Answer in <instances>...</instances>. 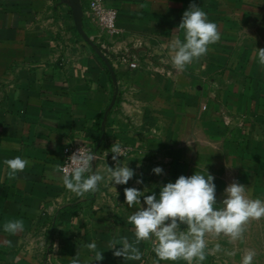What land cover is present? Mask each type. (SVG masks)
Instances as JSON below:
<instances>
[{
  "label": "crops",
  "instance_id": "obj_1",
  "mask_svg": "<svg viewBox=\"0 0 264 264\" xmlns=\"http://www.w3.org/2000/svg\"><path fill=\"white\" fill-rule=\"evenodd\" d=\"M82 1L85 29L108 50L119 81L105 127L115 84L77 34L70 5L0 0V264H71L78 251L89 264L92 242L104 256L92 264H187L159 261L149 241L136 245L141 260L113 255V238L135 241L127 217L139 205L125 203L124 188L158 197L166 183L197 172L214 177L217 206L234 181L250 199L264 197V66L255 57L264 48V0H106L120 12L118 35L99 33ZM193 3L220 39L177 71L162 46L184 39L176 32ZM116 142L127 150L119 160L135 171L128 184L104 181L83 198L65 188L57 169L69 144H91L93 170L103 172L116 166ZM16 156L29 165L9 179L4 160ZM10 219H22L24 230L4 232Z\"/></svg>",
  "mask_w": 264,
  "mask_h": 264
},
{
  "label": "clouds",
  "instance_id": "obj_2",
  "mask_svg": "<svg viewBox=\"0 0 264 264\" xmlns=\"http://www.w3.org/2000/svg\"><path fill=\"white\" fill-rule=\"evenodd\" d=\"M181 30L183 40L175 36L162 46L167 49L171 64L177 71L184 70L193 60L205 56L208 46L220 39L218 25L211 22L207 13L195 3L183 13L176 33ZM255 57L264 66V48L256 49ZM109 151L116 166L105 164L103 172L97 167L93 170V161L97 160V156L86 146L74 152L68 158L67 166L57 169L62 173L65 188L83 198L88 193H96L104 181L114 189L115 185L128 184L135 171L119 160V157H125L126 148L116 142ZM4 164L9 179H15L29 165V161L16 156L4 160ZM152 171L157 175L163 174L161 167H155ZM136 183L142 184V178H138ZM146 192L147 188L144 191L135 187L124 188L125 203L129 207L139 205L137 211L127 217V222L134 227L135 241L129 242L127 237L113 238L109 242V249L113 250L115 257L141 260L142 253L136 245L149 241L159 261L183 260L187 264H203L209 254L222 251L219 244L209 249L208 237L223 235L232 241L241 240L250 221L264 218V200L250 199L246 195V187L235 181L225 188V198L217 206L214 177L208 173L196 172L189 177L180 175L174 183L163 185L158 197L154 192L150 195H146ZM141 197L146 207L142 205ZM182 225L186 227L182 229ZM24 227L22 219L6 220L3 224L4 232L12 235L22 232ZM7 243L11 247V241ZM117 245L121 247L117 248ZM85 247L94 253L89 264L104 259L102 252L97 251L95 242ZM255 255L254 250L246 251L242 264H252ZM71 264H81L79 251Z\"/></svg>",
  "mask_w": 264,
  "mask_h": 264
},
{
  "label": "rangeland",
  "instance_id": "obj_3",
  "mask_svg": "<svg viewBox=\"0 0 264 264\" xmlns=\"http://www.w3.org/2000/svg\"><path fill=\"white\" fill-rule=\"evenodd\" d=\"M257 198L264 200L260 195L255 199ZM245 227L241 240L232 241L223 235L217 238L208 237L209 249L219 244L222 251L209 254L203 264H242L243 255L248 250L256 253L252 264H264V218L252 220Z\"/></svg>",
  "mask_w": 264,
  "mask_h": 264
},
{
  "label": "built area",
  "instance_id": "obj_4",
  "mask_svg": "<svg viewBox=\"0 0 264 264\" xmlns=\"http://www.w3.org/2000/svg\"><path fill=\"white\" fill-rule=\"evenodd\" d=\"M88 8L94 27L99 31V33H109L112 35L120 34V29L117 26L120 12L117 8L109 6L106 0H88ZM122 61L129 63L132 68H135L137 66L136 62L131 60L129 57H122ZM84 146H86L93 152V147L89 143L69 144L65 149L64 161L61 164L60 168L67 166L68 158L80 147Z\"/></svg>",
  "mask_w": 264,
  "mask_h": 264
},
{
  "label": "water",
  "instance_id": "obj_5",
  "mask_svg": "<svg viewBox=\"0 0 264 264\" xmlns=\"http://www.w3.org/2000/svg\"><path fill=\"white\" fill-rule=\"evenodd\" d=\"M64 3H68L72 9L73 12V17H74V22L76 29L78 33L81 35L83 40L94 49V51L103 59V61L106 63L114 84H115V93L113 96V99L111 101V104L106 110L104 121H103V126H106V122L109 116L110 111L112 108L115 106L119 94V81H118V76L115 71V68L113 64L111 63V60L108 56V50L100 46L99 43L88 33V31L85 29L84 26V15H85V10H84V5L82 0H62Z\"/></svg>",
  "mask_w": 264,
  "mask_h": 264
},
{
  "label": "trees",
  "instance_id": "obj_6",
  "mask_svg": "<svg viewBox=\"0 0 264 264\" xmlns=\"http://www.w3.org/2000/svg\"><path fill=\"white\" fill-rule=\"evenodd\" d=\"M77 34L79 35L80 38H82L81 35L78 33V31H77ZM99 45L102 46V44H99Z\"/></svg>",
  "mask_w": 264,
  "mask_h": 264
}]
</instances>
